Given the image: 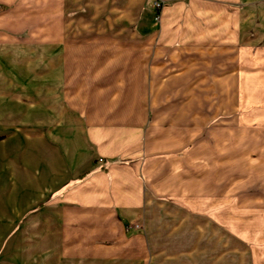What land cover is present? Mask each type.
<instances>
[{"label": "crops", "instance_id": "crops-1", "mask_svg": "<svg viewBox=\"0 0 264 264\" xmlns=\"http://www.w3.org/2000/svg\"><path fill=\"white\" fill-rule=\"evenodd\" d=\"M155 1H128L139 14L132 49L112 55L102 69L111 78L102 86L94 83L91 94L85 70L72 72L67 63L59 70L51 53L47 96L39 69H15L17 78L25 76L32 85L12 79L17 86L11 84V95L1 100L2 109L13 111L3 121L15 126L12 145L23 155L16 170L21 182L2 188L10 200L16 188L22 194L11 210L18 221L11 231L48 239L32 252V264H151L164 247L161 241L157 248L154 236L167 205L200 216L195 206L208 204L215 219L223 216L218 205H227L226 199H205L198 192L168 197L163 158L178 161L196 151L197 142L230 140L233 129L264 133V0H159L160 9ZM88 2L61 4L81 12ZM0 6V28L16 32L34 14L62 10L51 0H0ZM3 43L14 45L17 56L24 53L14 38L0 36ZM64 84L67 99L56 91ZM31 94L29 102L25 97ZM74 109L82 114L77 119ZM73 124L81 126L76 138ZM41 141L61 144L63 167L42 170L23 158L37 154L34 145L40 152ZM137 222L141 230H128Z\"/></svg>", "mask_w": 264, "mask_h": 264}, {"label": "rangeland", "instance_id": "rangeland-1", "mask_svg": "<svg viewBox=\"0 0 264 264\" xmlns=\"http://www.w3.org/2000/svg\"><path fill=\"white\" fill-rule=\"evenodd\" d=\"M51 1L62 10L34 14L30 24L27 19L23 20L28 22L26 28L17 32L0 28V36L14 38L21 52H24L17 56L12 50L14 45L3 43L0 46V264H32V252L40 242L48 240L24 236L18 230L12 232L11 227L18 221L16 213L11 210L17 207L22 194L16 188L13 200L3 196L7 193L3 185L6 187L7 182H21L19 178L22 175L17 174L16 170L17 160H21L23 155H19L12 145L11 133L15 126H7L3 121L6 119L3 116L9 118L13 111L2 109L1 100L11 95L8 92L11 84L17 86L15 82L11 83L12 79L23 81L20 85H32L25 76L17 78L15 69H39L41 75L37 79L41 81L42 96H47L51 86L47 77L50 64L63 70L67 63L72 72L85 70L86 92L91 94L94 83L97 87L102 86L106 84L104 81L111 78L107 76L111 73L105 74L103 70L112 62V55L130 52V39H134L138 32L134 24L139 14L130 10L129 0H89L86 9L81 12L75 8L70 10V6L65 4L62 7V0ZM3 10V6H0V18ZM50 37L62 44L52 45ZM66 53L72 54V59L67 62L64 60ZM50 57L54 60L51 63ZM66 86L62 85L59 90L57 87L56 91L67 99L71 95ZM25 98L30 102L34 96ZM78 111L74 109L73 114ZM121 111L124 114V110ZM80 115L74 116L77 119ZM76 124L72 126L75 138L79 136L77 128H81ZM31 128L34 132L40 130L35 129L36 126ZM232 132V139L225 142H197L200 144L197 150L186 153L178 161L177 157L171 155L163 158V169L168 172V179L163 181L167 185L168 197L175 199L182 191H185V196L198 192L205 199L211 196L219 201L220 198L226 199L227 205H218L222 207L223 216L217 219L208 214L211 207L208 204L195 206L200 216L189 214L188 209L180 205H167L165 208L172 215L167 213L164 217L163 214V222H158L159 229H156L154 236L157 248L162 242L164 247L162 253L154 256L151 264H264V133L239 129ZM41 142L40 152L38 146L34 145V152L39 155L32 152L23 158L33 165L40 163L42 170L63 167L65 158L61 144ZM21 153L25 155L24 151ZM102 159L98 161L102 162ZM7 164L11 166L7 167ZM44 175L42 172L41 179ZM161 225L164 226L163 233L160 231ZM143 227L142 222H137L133 227L129 224L127 228L141 230ZM143 263L144 260H137V264ZM146 264L150 263L147 261Z\"/></svg>", "mask_w": 264, "mask_h": 264}, {"label": "built area", "instance_id": "built-area-1", "mask_svg": "<svg viewBox=\"0 0 264 264\" xmlns=\"http://www.w3.org/2000/svg\"><path fill=\"white\" fill-rule=\"evenodd\" d=\"M155 7L157 8V9H160V8H162L163 7V2L162 1H156L155 3ZM102 161H103V159H102ZM131 227H133V226H131ZM137 227V226H136Z\"/></svg>", "mask_w": 264, "mask_h": 264}]
</instances>
